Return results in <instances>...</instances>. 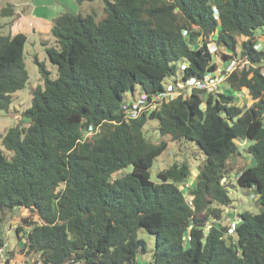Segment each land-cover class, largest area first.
I'll return each mask as SVG.
<instances>
[{
  "label": "trees",
  "instance_id": "trees-1",
  "mask_svg": "<svg viewBox=\"0 0 264 264\" xmlns=\"http://www.w3.org/2000/svg\"><path fill=\"white\" fill-rule=\"evenodd\" d=\"M95 1L104 3L100 20L73 12L53 20L56 45L46 52L58 76L35 58L44 85L22 113L28 125L2 138L0 210L31 214L23 220L28 232L16 229L20 240L26 236L20 252L39 255L34 264H137L138 251H147L138 237L144 229L156 237L150 264H264V48L256 41L258 31L264 36V0H76ZM14 15L13 4L0 5V18ZM2 29L0 20L6 112L30 75L28 37ZM213 42L226 64L225 81L236 93L249 92V107L237 106L235 94L194 89L124 119L126 94L137 87L154 95L166 90L168 77L215 73ZM233 60L244 66L228 74ZM151 120L162 136L195 142L206 155L188 191L192 206L180 189L192 174L187 164L161 172L160 183L151 180L155 159L169 146L146 138ZM98 126L82 142L83 132ZM237 139L253 141L247 151L255 164L239 171L237 183L256 192L260 212L237 213L228 234L222 222L230 217L227 178L230 160L241 155ZM130 166L132 172L116 176Z\"/></svg>",
  "mask_w": 264,
  "mask_h": 264
},
{
  "label": "rangeland",
  "instance_id": "rangeland-1",
  "mask_svg": "<svg viewBox=\"0 0 264 264\" xmlns=\"http://www.w3.org/2000/svg\"><path fill=\"white\" fill-rule=\"evenodd\" d=\"M9 3L14 5L15 15L13 17L0 18L3 25L1 33L12 35L23 33L28 37L25 47V62L30 79L27 87L17 92L16 100L13 102L10 110L6 112L0 111V147H2V138L9 128L17 124L28 125V121L22 117V113L31 106L33 90L38 86L44 85V80L39 73L35 58L37 57L41 62L45 63L53 79H56L58 76L57 67L52 65L46 52L47 47L56 45V40L51 34L53 19L65 12L81 13L83 15L93 14L98 20L104 17V3L100 1L85 2L83 5H79L76 0H0L1 7H5ZM243 40V38H240V42ZM256 41L258 42V50L263 49L264 36L262 35V31L257 32ZM215 47L214 42L209 45L210 51L213 54L216 53ZM214 62L218 68H221V75H223L226 64H224L220 54L216 53L214 55ZM175 81V77L166 78L164 81L165 88L170 89L173 87ZM215 92L235 94V104L240 107H249L253 103L248 91L236 93L225 80L218 83ZM140 94L141 89L137 87L134 93L129 92L126 94L125 101L138 99ZM144 133L146 138L154 144H158L163 140L169 143L167 150L155 159L150 169L151 180L155 183H160L159 174L161 172L167 170L175 163H185L192 171L191 177L188 179V182L192 185L195 182L199 168L204 164L206 159V155L200 150L197 143L184 140L175 142L169 136H162L159 132V122L157 120L149 121L144 128ZM235 142L240 146L241 155L230 160L233 167L232 173L227 178V188L232 199V205L229 208L230 213L236 212L241 214L245 211L259 213L260 206L256 192L242 188L237 183L239 171L255 164V160L247 151L253 144V141L245 140L241 142L237 139ZM132 168L130 166L124 172L117 173L116 176L132 172ZM27 216H31V214L24 209H14L12 211L0 210V237L7 243L11 258L10 264H34L39 259V255L35 253L22 254L20 252V249L26 242L25 233L30 229L23 224V220ZM224 219L222 225L228 226L230 220L227 216ZM20 226H23L25 229V233L21 234V240L16 232L17 227ZM138 237L146 242L147 251H144L142 248L138 251L137 264H150L152 254L156 248V237L144 229L139 231Z\"/></svg>",
  "mask_w": 264,
  "mask_h": 264
},
{
  "label": "built area",
  "instance_id": "built-area-1",
  "mask_svg": "<svg viewBox=\"0 0 264 264\" xmlns=\"http://www.w3.org/2000/svg\"><path fill=\"white\" fill-rule=\"evenodd\" d=\"M243 66L244 64L240 65L239 61L233 60L231 62H228L226 73H232L237 68H241ZM182 68L185 69V66H183ZM221 71V68H218L215 73L206 75L204 78H191L187 81L179 80L178 82H175L173 87H171L170 89H166L162 93L154 95H148L143 93L138 99L132 101H125V103L122 105L124 119H138L144 114H149L150 112L157 110L158 107L162 104V102H170L175 97L181 94H190L194 89H204L208 93H213L218 87V83L224 81L227 77V75H221ZM100 131V126L96 128L90 127L89 129L85 130L83 132L82 142L86 141L89 137L96 135ZM191 186L192 185L187 182L186 184H182L180 186V189L185 193L189 205L192 206L193 198L188 194V191ZM228 219L230 220V224L228 225V234H232L235 230L236 224H238V222L240 221L239 214H237L236 212L230 213V217ZM9 258L10 254L7 243L0 242V264H8Z\"/></svg>",
  "mask_w": 264,
  "mask_h": 264
},
{
  "label": "clouds",
  "instance_id": "clouds-1",
  "mask_svg": "<svg viewBox=\"0 0 264 264\" xmlns=\"http://www.w3.org/2000/svg\"><path fill=\"white\" fill-rule=\"evenodd\" d=\"M229 211H227V213H228Z\"/></svg>",
  "mask_w": 264,
  "mask_h": 264
},
{
  "label": "crops",
  "instance_id": "crops-1",
  "mask_svg": "<svg viewBox=\"0 0 264 264\" xmlns=\"http://www.w3.org/2000/svg\"><path fill=\"white\" fill-rule=\"evenodd\" d=\"M58 16H59V15H58ZM54 19H55V18H54ZM54 19H53V20H54Z\"/></svg>",
  "mask_w": 264,
  "mask_h": 264
},
{
  "label": "water",
  "instance_id": "water-1",
  "mask_svg": "<svg viewBox=\"0 0 264 264\" xmlns=\"http://www.w3.org/2000/svg\"><path fill=\"white\" fill-rule=\"evenodd\" d=\"M224 181V180H223ZM227 211H228V209H227Z\"/></svg>",
  "mask_w": 264,
  "mask_h": 264
}]
</instances>
